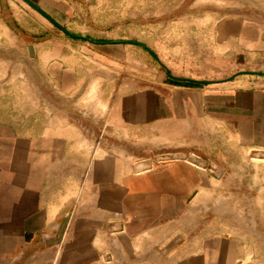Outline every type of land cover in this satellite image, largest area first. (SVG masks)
Segmentation results:
<instances>
[{"label": "crops", "instance_id": "crops-1", "mask_svg": "<svg viewBox=\"0 0 264 264\" xmlns=\"http://www.w3.org/2000/svg\"><path fill=\"white\" fill-rule=\"evenodd\" d=\"M32 5L73 30L112 0H0V264H220L217 85L126 41L29 26ZM165 152L208 164L143 168Z\"/></svg>", "mask_w": 264, "mask_h": 264}, {"label": "rangeland", "instance_id": "rangeland-1", "mask_svg": "<svg viewBox=\"0 0 264 264\" xmlns=\"http://www.w3.org/2000/svg\"><path fill=\"white\" fill-rule=\"evenodd\" d=\"M32 9L35 10V15L23 18L27 25L37 26L38 20H41L46 22L48 30L74 38L58 28L38 8L32 5ZM4 16H8L10 23H16V31L24 35L17 30V24L22 21V15L17 8L15 11L10 7L9 10L5 9ZM94 18L95 21L92 22L90 16L86 19L84 12L77 13L71 21L73 30L58 24L76 36L98 35L101 38L103 36L104 41L143 42L154 54L141 45L129 42L126 44L131 46V54L138 58L145 52L152 63L157 64L159 60L168 73L188 77L198 81L194 82L198 85L202 84L199 81H208V84H202L204 86L217 85L215 0H112L109 13L94 15ZM101 21L106 22L103 24H106L104 26L107 29L97 30L98 25L95 22ZM52 35L54 33L48 31L42 37L48 38ZM170 155L168 152L153 154L143 162V168L168 161Z\"/></svg>", "mask_w": 264, "mask_h": 264}, {"label": "water", "instance_id": "water-1", "mask_svg": "<svg viewBox=\"0 0 264 264\" xmlns=\"http://www.w3.org/2000/svg\"><path fill=\"white\" fill-rule=\"evenodd\" d=\"M44 14V13H43ZM52 23H54L58 28H60L61 30H63L64 32L68 33L69 35L73 36L74 38H81L80 36H76V35H73L71 34L68 30H66L65 28L61 27L57 22H55L54 20H52ZM131 44H134V45H141L143 47H145L148 51H150L151 53L154 54L153 50L151 48H149L148 46H146V44H144L143 42H140V41H137V40H130V41H127ZM155 58H157L156 55H154ZM168 76L174 80H177V81H185V82H198V81H195L193 79H189V78H182V77H178V76H175L171 73H168ZM200 83L202 84H208V81H199ZM169 159L170 160H176V159H183V160H188L192 163H195L201 167H207V162L205 160H202L200 159L199 157L197 156H194L193 154H184V153H174V154H171L169 156ZM215 175L218 176V168L215 172ZM74 205H75V198H71L70 202H69V211H72L74 209ZM180 242V238H176L173 240V242H171V244L169 245L170 248L176 246L178 243Z\"/></svg>", "mask_w": 264, "mask_h": 264}]
</instances>
